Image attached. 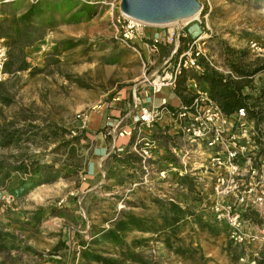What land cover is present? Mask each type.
<instances>
[{"label": "rangeland", "instance_id": "374dc122", "mask_svg": "<svg viewBox=\"0 0 264 264\" xmlns=\"http://www.w3.org/2000/svg\"><path fill=\"white\" fill-rule=\"evenodd\" d=\"M19 1L18 7L12 6L15 1L0 3V14L10 16V22H6L10 31L27 28L26 37L31 43L24 47L25 58L41 71L18 72L5 79L4 90L13 101L9 105L0 103L1 124L25 114L37 117L39 123L47 120L67 130L89 132L88 119L85 128L77 127L81 124L77 115L111 109L108 104L113 102L125 101L131 108L139 89L146 86V78L167 57L150 51V39L169 29L184 34L177 50H184L189 40L201 36L204 57L224 73L229 72L223 56L225 45L248 49L252 57L257 55L249 48V41L264 47V0H199L202 10L197 18L174 25L145 24L146 38L135 39L129 45L118 35L119 1L90 0L95 5L93 15L71 22V12L58 11L54 5L60 0H55L46 4L42 16L17 24V17L33 0ZM168 46L171 52L173 45ZM253 85H264V72L254 75ZM163 125L164 118L156 127ZM100 128L91 133L93 136L88 135L87 147L79 151L84 168L76 175L70 174L73 166L65 165V177L28 191L19 182L21 178L18 181L19 173H12L11 180L0 183V264H85L81 244L93 250L110 249V245L89 242L95 232L109 227L122 212L157 216L160 210L153 202L155 198L175 201L181 189L176 174L171 170L162 180L157 174L174 164L161 130L156 134L159 140L155 157L145 169L138 161L126 165L118 160L127 154L107 155L109 137ZM100 132L105 140L102 154L106 155L102 158L97 157L99 146L95 140ZM22 146L20 150L0 146L2 166L24 152L37 156L41 163L56 166L67 157L64 147L54 152L55 144ZM93 169L97 175L90 178L89 170ZM195 189L199 194L196 182ZM199 196L200 202L189 204L197 224L189 218L178 232L182 252L167 249L161 237L149 233L131 232L127 239L153 235L155 240L145 248L153 264H247L239 260L241 255L264 264V210L258 211L261 223L245 224L249 240L236 244L228 235V227L200 207L203 195Z\"/></svg>", "mask_w": 264, "mask_h": 264}, {"label": "built area", "instance_id": "2783aa9c", "mask_svg": "<svg viewBox=\"0 0 264 264\" xmlns=\"http://www.w3.org/2000/svg\"><path fill=\"white\" fill-rule=\"evenodd\" d=\"M116 21L123 43L129 45L135 39L146 38L144 23L121 12ZM181 35L184 34L169 29L160 36L151 37L152 41H163L173 48L169 56L162 58L158 69L146 78L149 95H146L145 104L138 96L133 99L131 108L104 118L102 127L109 137L107 155L131 154L146 169L157 152L159 138L156 134L161 130L174 164L157 171L159 179H167L171 170L176 178L182 175L194 177L199 194L203 195L200 207L216 222L228 227V235L234 243L242 244L250 238L244 229L247 223L244 212L248 208L264 210V139L262 144L258 142L261 126L248 117L244 107L226 114L194 79L188 80L193 93L189 104L172 105L173 109L169 110L166 98L157 104L151 103L153 95L162 89L173 90L181 69L202 71L198 61L199 57L205 56L201 36L189 40L185 49L172 59L178 51ZM249 48L257 56L264 55V47L254 40L249 41ZM150 51H157L154 44ZM7 57V45L0 38V82L9 76L4 70ZM77 117L80 127L85 128L88 115L82 113ZM163 118L165 125L156 130V124ZM120 139L124 142H119ZM239 260L256 264L245 255Z\"/></svg>", "mask_w": 264, "mask_h": 264}, {"label": "trees", "instance_id": "16d2710c", "mask_svg": "<svg viewBox=\"0 0 264 264\" xmlns=\"http://www.w3.org/2000/svg\"><path fill=\"white\" fill-rule=\"evenodd\" d=\"M18 6L20 1L8 0ZM55 0H33L27 9L17 17L16 23H26L44 14L47 5ZM0 3H6L0 1ZM47 4V5H46ZM4 5V4H3ZM53 6V5H52ZM54 7L58 11L65 9L71 12L68 20L79 21L83 17H90L95 11V5L90 0L81 2L80 0H60ZM64 11V12H65ZM7 18L0 20V38L4 39L8 48V57L4 65V70L9 75L18 72L29 71L34 73L41 69L32 66L25 58L24 47L30 45L31 39L26 37V29L21 31L14 29L15 33L6 26ZM184 40V38H182ZM30 42V43H29ZM150 42L155 45L156 50L163 56H168L170 48L163 41ZM179 47L172 59L181 52ZM225 66L229 72L224 73L210 64L204 56L199 57V64L202 66L201 72L191 69H181L173 88V93L180 99V103L189 104L192 97V89L188 86V80L194 79L202 89L207 90L210 97L226 113L232 114L236 109L244 107L248 117L255 120L260 125L259 144L264 139V85L255 87L253 77L256 73L264 72V56L252 57L248 49H237L228 45L224 46ZM5 81V80H4ZM4 81L0 82V103L9 105L13 99L4 90ZM172 110L171 105L166 106ZM19 119V120H18ZM18 119H10L5 124L0 123V146H12L17 149L27 147V145L39 146V144H55L54 152L62 147L66 148L67 157L56 166V163H41L40 159L32 154L24 152L7 166H2L0 159V183L11 180L12 173H19L18 181L23 185L24 191L41 184L53 183L66 175L62 173L65 165L73 166L71 175H76L82 170L83 164L79 151L87 147L90 141L85 130L77 128L67 130L64 127L51 122H37V117L21 114ZM103 127L100 128V131ZM87 134V135H86ZM71 159V163L68 160ZM120 162L126 165L135 164L137 157L127 154L121 157ZM65 163V164H64ZM4 167V171H2ZM195 178L190 175L178 177L180 191L175 196V201L155 198L153 202L159 208V215H140L132 211L122 212L115 220L111 221L109 227H102L92 236L90 244L110 245L104 249H90L88 245L81 244V259L85 264H153L145 248L148 243L155 240L152 236L161 237L162 243L169 250L176 253L182 252L181 237L178 232L182 225L192 218V223L197 224V219L190 211L189 204L200 202L201 197L195 189ZM5 187V186H4ZM244 219L251 223H261L262 217L255 209L248 208L244 212ZM131 232L153 234L150 237L134 235L127 239ZM157 240V239H156ZM0 253H2L0 251Z\"/></svg>", "mask_w": 264, "mask_h": 264}, {"label": "water", "instance_id": "95a60500", "mask_svg": "<svg viewBox=\"0 0 264 264\" xmlns=\"http://www.w3.org/2000/svg\"><path fill=\"white\" fill-rule=\"evenodd\" d=\"M127 17L150 25H165L199 14L202 3L199 0H114Z\"/></svg>", "mask_w": 264, "mask_h": 264}, {"label": "crops", "instance_id": "0c3cea01", "mask_svg": "<svg viewBox=\"0 0 264 264\" xmlns=\"http://www.w3.org/2000/svg\"><path fill=\"white\" fill-rule=\"evenodd\" d=\"M14 6V5H12ZM19 6V5H18ZM15 6V7H18ZM2 15L0 14V20L2 18H7L8 23L10 22L11 19H9V15L4 14L2 17ZM27 47V46H26ZM28 60V59H27ZM139 96H140V101L142 102V104H145V102L147 101V97L146 95H149V88L148 86H143L139 89ZM162 98H166L167 102L169 103V105H173V106H177L180 104V99L175 96V94L173 93L172 89H162V91H160L159 93L153 95V99L151 101V103L153 104H157L160 102V100ZM114 104V105H113ZM150 103H148L147 105H149ZM109 106H111V109L108 108H102L94 113H91L88 117V130L89 132L88 135L93 136L91 133H95L96 130H98L100 127H102V123L104 121V118L107 115H117L120 111H125L127 110V108L129 107L130 103H126L125 101L121 102H113L111 104H108ZM81 124L77 125V127H80ZM160 127H156V130H159ZM95 140L97 141V145L99 146V149L97 151V157L101 156L104 157L106 154H102L103 152V144H105V140L104 137L102 135V133L100 132V134H96L95 135ZM120 141L124 142V139H120ZM100 158V159H101ZM89 174H90V178H94L97 175V171L96 170H89Z\"/></svg>", "mask_w": 264, "mask_h": 264}, {"label": "bare ground", "instance_id": "6f19581e", "mask_svg": "<svg viewBox=\"0 0 264 264\" xmlns=\"http://www.w3.org/2000/svg\"><path fill=\"white\" fill-rule=\"evenodd\" d=\"M198 17V14H195L194 16H192V17H189V18H184V19H180V20H177V21H174V22H171V23H168V24H170V25H174V24H180V23H186V22H188V21H190V20H192V19H195V18H197ZM136 20V19H135ZM138 21V20H137ZM139 22H141V21H139ZM142 23V22H141ZM144 24H147V23H144Z\"/></svg>", "mask_w": 264, "mask_h": 264}]
</instances>
